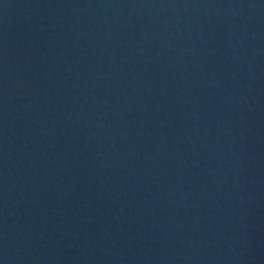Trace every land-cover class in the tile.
Returning a JSON list of instances; mask_svg holds the SVG:
<instances>
[{"label": "water", "instance_id": "obj_1", "mask_svg": "<svg viewBox=\"0 0 264 264\" xmlns=\"http://www.w3.org/2000/svg\"><path fill=\"white\" fill-rule=\"evenodd\" d=\"M0 264H264V0H0Z\"/></svg>", "mask_w": 264, "mask_h": 264}]
</instances>
